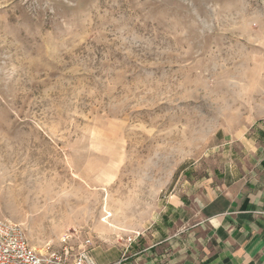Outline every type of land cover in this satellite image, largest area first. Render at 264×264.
<instances>
[{
	"label": "rangeland",
	"instance_id": "obj_1",
	"mask_svg": "<svg viewBox=\"0 0 264 264\" xmlns=\"http://www.w3.org/2000/svg\"><path fill=\"white\" fill-rule=\"evenodd\" d=\"M263 110L264 0H0V221L132 241Z\"/></svg>",
	"mask_w": 264,
	"mask_h": 264
},
{
	"label": "crops",
	"instance_id": "obj_2",
	"mask_svg": "<svg viewBox=\"0 0 264 264\" xmlns=\"http://www.w3.org/2000/svg\"><path fill=\"white\" fill-rule=\"evenodd\" d=\"M220 167L169 193L150 226L93 264H264V110Z\"/></svg>",
	"mask_w": 264,
	"mask_h": 264
},
{
	"label": "built area",
	"instance_id": "obj_3",
	"mask_svg": "<svg viewBox=\"0 0 264 264\" xmlns=\"http://www.w3.org/2000/svg\"><path fill=\"white\" fill-rule=\"evenodd\" d=\"M90 250L91 241L86 240L81 251L74 256L69 254L67 247L60 253L48 246L39 252L28 244L19 225L0 221V264H93Z\"/></svg>",
	"mask_w": 264,
	"mask_h": 264
}]
</instances>
